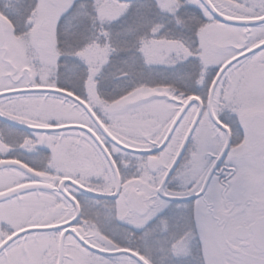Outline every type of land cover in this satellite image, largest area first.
<instances>
[{
  "label": "snow or ice",
  "instance_id": "6c2138e0",
  "mask_svg": "<svg viewBox=\"0 0 264 264\" xmlns=\"http://www.w3.org/2000/svg\"><path fill=\"white\" fill-rule=\"evenodd\" d=\"M0 264H264V0H0Z\"/></svg>",
  "mask_w": 264,
  "mask_h": 264
},
{
  "label": "rangeland",
  "instance_id": "374dc122",
  "mask_svg": "<svg viewBox=\"0 0 264 264\" xmlns=\"http://www.w3.org/2000/svg\"><path fill=\"white\" fill-rule=\"evenodd\" d=\"M73 115H80L79 113H72Z\"/></svg>",
  "mask_w": 264,
  "mask_h": 264
},
{
  "label": "water",
  "instance_id": "95a60500",
  "mask_svg": "<svg viewBox=\"0 0 264 264\" xmlns=\"http://www.w3.org/2000/svg\"><path fill=\"white\" fill-rule=\"evenodd\" d=\"M85 107H87V105H85Z\"/></svg>",
  "mask_w": 264,
  "mask_h": 264
}]
</instances>
